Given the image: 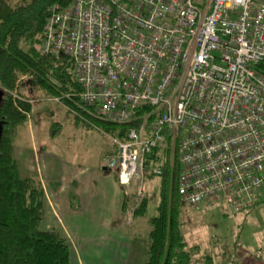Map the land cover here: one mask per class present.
<instances>
[{
    "label": "built area",
    "instance_id": "obj_1",
    "mask_svg": "<svg viewBox=\"0 0 264 264\" xmlns=\"http://www.w3.org/2000/svg\"><path fill=\"white\" fill-rule=\"evenodd\" d=\"M38 49L67 61L90 115L139 121L110 135L121 186L143 195L147 156L169 148L183 203L242 213L264 198V0L56 3Z\"/></svg>",
    "mask_w": 264,
    "mask_h": 264
},
{
    "label": "trees",
    "instance_id": "obj_2",
    "mask_svg": "<svg viewBox=\"0 0 264 264\" xmlns=\"http://www.w3.org/2000/svg\"><path fill=\"white\" fill-rule=\"evenodd\" d=\"M69 2L25 0L16 6H0V87L5 91L0 104V264H71L67 239L56 229L40 227L45 216L42 181L23 176L15 154L19 129L31 110L30 104L17 102L15 96L23 77L29 76L32 85L61 97L70 109L81 112L89 122L122 139L130 127L139 124V121L117 124L90 115L79 97L82 86L70 75L67 61L39 51L50 8L56 3L68 5ZM151 109L150 105H144L140 112ZM159 151L155 149L146 159L147 169L152 166L162 169L158 175L162 180L157 214L149 220L146 264H190L191 252L187 249L180 219L181 166L178 161L171 163L169 148L164 156ZM148 205L149 198L144 197L134 216L144 215ZM124 208L127 212V191Z\"/></svg>",
    "mask_w": 264,
    "mask_h": 264
},
{
    "label": "rangeland",
    "instance_id": "obj_3",
    "mask_svg": "<svg viewBox=\"0 0 264 264\" xmlns=\"http://www.w3.org/2000/svg\"><path fill=\"white\" fill-rule=\"evenodd\" d=\"M24 1L0 0V6L7 8ZM19 87L15 95L17 102H27L31 105V110L28 112L27 121L19 129L14 146L17 152L23 146L27 150L37 149L36 155L48 151L70 161L91 163L97 162L99 158L101 160L102 150L113 144L110 138L112 133L79 119L61 97H55V94L40 86L32 85L29 76L23 77ZM114 156L115 154L111 158ZM143 175V195L139 193V180L127 186V222L131 223L134 236L141 234L147 240L151 229L149 220L157 214L160 202L162 178L152 172L151 168L146 169ZM144 197L149 198L146 213L134 216V210ZM207 202L199 208L183 202L181 205L182 234L187 249L191 252L190 264H232L229 263L232 261L230 257L235 251L244 254L245 259L240 264H264V202L259 205L255 216L244 212L233 213L223 201L214 204ZM138 246V241L134 240L130 264H137L133 256L138 253ZM70 248L71 263L85 264L79 248L76 249L74 260L75 247L70 244ZM141 255L138 264H145L147 252L144 256ZM112 263L117 261L112 259Z\"/></svg>",
    "mask_w": 264,
    "mask_h": 264
},
{
    "label": "crops",
    "instance_id": "obj_4",
    "mask_svg": "<svg viewBox=\"0 0 264 264\" xmlns=\"http://www.w3.org/2000/svg\"><path fill=\"white\" fill-rule=\"evenodd\" d=\"M116 153L117 147L111 143L102 150L101 160L80 163L48 151L36 155L34 148L21 146L18 152L15 150L23 176H36L44 186L45 216L40 227L56 229L66 238L75 247L73 260L79 248L85 264H114L112 259L117 261L115 264H130L134 240L139 243L138 253L133 256L137 264L140 254L147 252V240L141 234L134 236L127 222V187L118 183L115 172L108 167ZM262 202L264 198L244 213L255 216ZM230 258L232 264L245 259L236 251Z\"/></svg>",
    "mask_w": 264,
    "mask_h": 264
},
{
    "label": "water",
    "instance_id": "obj_5",
    "mask_svg": "<svg viewBox=\"0 0 264 264\" xmlns=\"http://www.w3.org/2000/svg\"><path fill=\"white\" fill-rule=\"evenodd\" d=\"M4 95H5V91L0 87V104L4 98Z\"/></svg>",
    "mask_w": 264,
    "mask_h": 264
}]
</instances>
